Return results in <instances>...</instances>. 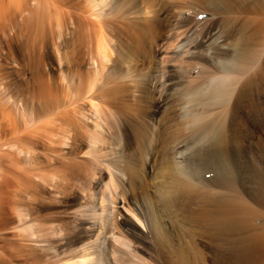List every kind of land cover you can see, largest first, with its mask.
<instances>
[{
  "label": "bare ground",
  "instance_id": "bare-ground-1",
  "mask_svg": "<svg viewBox=\"0 0 264 264\" xmlns=\"http://www.w3.org/2000/svg\"><path fill=\"white\" fill-rule=\"evenodd\" d=\"M0 34V264L143 263L124 222L190 264L195 237L255 226L230 111L264 82V0H0ZM89 189L69 248L42 210Z\"/></svg>",
  "mask_w": 264,
  "mask_h": 264
},
{
  "label": "rangeland",
  "instance_id": "rangeland-1",
  "mask_svg": "<svg viewBox=\"0 0 264 264\" xmlns=\"http://www.w3.org/2000/svg\"><path fill=\"white\" fill-rule=\"evenodd\" d=\"M0 51L2 52V56L6 59L12 56H17V43L12 36L0 34ZM75 59H80V56H76ZM0 70L5 72L4 67H1ZM5 73L10 75L7 72ZM261 79L262 78L259 79V77L255 78L256 82L253 93L250 96L252 98L251 100L255 112L253 111L251 116L248 115L241 104L234 110L232 109L230 111V116L234 120V126L238 130L239 138L242 141V146L239 148L237 154L238 158L236 160L238 161L237 163L240 164H238L239 167H236L237 169H235L233 174L235 189L237 188L236 191H239L240 193L244 192L249 195L254 209L259 211L261 216H259L260 218L258 217V219H253L252 222H254L253 224L255 226L252 228L250 226L237 228L233 235L236 237L242 236L243 240L242 238H238L235 244H231L226 238L221 237L222 239H219L206 234H204L202 240H198L199 238L195 237L192 244H190L193 251H191L192 249L189 247L186 252V254L193 252L191 253L192 255L190 254L192 256L190 260H193L190 264H264V82H262ZM248 141H251L253 163L251 169H247V172H245V166L242 165L244 164L243 162L247 160V158H244L246 157L244 142L247 143ZM249 170L251 171V174L249 173L251 186H249L250 188H246L243 184V177L245 173L249 172ZM90 190L91 189L84 192V194L82 192H76L74 197H67L66 201H64V207L54 206V209L46 211L42 210L43 214H46L47 211V214L53 211V213H51L58 217L57 220L64 218L68 221L69 228L73 229V231L69 235L67 234L64 238L66 246L69 248L74 249L78 245L75 240L78 228H76L77 223L70 216L68 217L66 215L67 210H69L68 205L69 203H74V207H76L81 200L85 203H91ZM52 204L53 203L50 205ZM124 225L126 230L124 231L123 243L127 245L126 247L131 248V245L133 244L141 245V248L138 250L139 254H137L140 257L137 256V258L144 262H138L136 259L137 262H134L139 264H184V262H182L180 258L178 259L177 255L175 257V254L173 253L170 256L163 255L161 249L149 242V239H146L148 238L146 235L144 236L138 232V227L134 224L124 222ZM250 230H252V232L255 231V233L258 231V233L256 235L253 233L252 237H249L251 234L247 233ZM191 237L192 236L190 235L187 239L190 240ZM245 238H249V241L247 239L245 240ZM50 247L51 249L47 256H50V254L55 255L56 257L61 256L62 248L60 245L57 246L56 243L53 242Z\"/></svg>",
  "mask_w": 264,
  "mask_h": 264
}]
</instances>
